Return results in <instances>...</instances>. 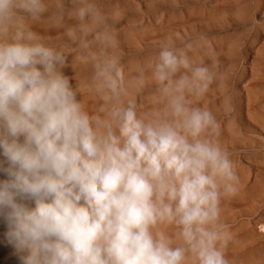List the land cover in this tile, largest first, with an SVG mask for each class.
<instances>
[{"label": "clouds", "instance_id": "obj_1", "mask_svg": "<svg viewBox=\"0 0 264 264\" xmlns=\"http://www.w3.org/2000/svg\"><path fill=\"white\" fill-rule=\"evenodd\" d=\"M69 46L91 64L93 114L64 72ZM190 53L168 37L128 80L95 0H0V219L21 264H229L221 203L239 180L198 105L219 62ZM149 81L155 111L130 94Z\"/></svg>", "mask_w": 264, "mask_h": 264}, {"label": "rangeland", "instance_id": "obj_2", "mask_svg": "<svg viewBox=\"0 0 264 264\" xmlns=\"http://www.w3.org/2000/svg\"><path fill=\"white\" fill-rule=\"evenodd\" d=\"M114 36L115 52L126 79L150 73L160 45L172 37L179 46L194 42L197 62H219V75L198 102L219 124V140L230 153L238 192L221 203V221L230 240L229 264H264V0H95ZM69 24L75 21H67ZM55 43L69 44L64 29L34 24ZM86 110L99 101L91 93L92 67L86 57L68 49L64 69ZM145 111L162 107L149 81L138 95ZM0 159L3 156L0 155ZM7 179L0 173V180ZM30 207H35L32 202ZM7 224L0 219V264H21L8 243Z\"/></svg>", "mask_w": 264, "mask_h": 264}]
</instances>
